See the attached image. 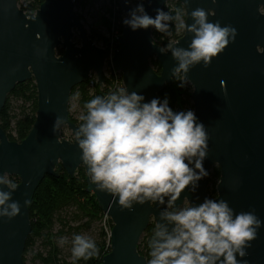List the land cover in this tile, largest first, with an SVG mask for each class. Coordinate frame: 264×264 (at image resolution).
<instances>
[{
	"label": "water",
	"instance_id": "obj_1",
	"mask_svg": "<svg viewBox=\"0 0 264 264\" xmlns=\"http://www.w3.org/2000/svg\"><path fill=\"white\" fill-rule=\"evenodd\" d=\"M169 2L184 7L189 26L194 23L191 12L203 8L210 12L209 22L219 21L222 26L237 29L235 42L210 66L204 67L203 62L194 66L187 73L191 82L185 85L193 88V110L209 135L204 167L209 175L214 166L220 168L214 199H224L237 214L254 208L264 217V0H148L145 9L155 17L156 9H164ZM119 5L124 16L132 7L126 0ZM153 30L132 31L123 25L122 36L101 49L89 37L74 0H44L35 13L23 11L18 0H0V118L17 85L34 80L38 91L36 122L25 140L11 141L0 127V175L6 172L8 178L19 179L12 200L21 206L17 217L0 218V264H25L24 253L32 232L29 207L39 185L47 176L59 178L63 171L73 178L80 168L87 176V193L95 196L112 224L111 251L103 264H148L138 247L163 208L148 202L136 204L131 211L121 210L118 198L114 203L111 195L94 190L76 143L79 125L71 120L70 104L73 90L92 75L100 87L104 86L108 62L121 74L130 93L142 94L146 101L160 98L168 86L175 84L171 76L178 62L171 52H160L162 47L154 42ZM75 36L81 46L74 42ZM193 36L185 31L177 47L187 49ZM59 49L63 55H58ZM152 60L159 63L160 74L153 69ZM176 87L184 93V87ZM57 117H62L64 124L54 133ZM65 129L72 133V142L62 138ZM208 177L199 182L195 194L186 189L178 206L185 195L194 203L213 198ZM4 190L9 191L6 186ZM237 258L264 264V224L246 256Z\"/></svg>",
	"mask_w": 264,
	"mask_h": 264
},
{
	"label": "clouds",
	"instance_id": "obj_2",
	"mask_svg": "<svg viewBox=\"0 0 264 264\" xmlns=\"http://www.w3.org/2000/svg\"><path fill=\"white\" fill-rule=\"evenodd\" d=\"M126 3L131 5L130 0ZM209 15L203 8L195 9L191 12L194 23L189 26L181 10L173 15L156 9L153 17L144 0H139L122 23L132 31L152 28L169 37L174 23L177 33L194 34L187 49L177 47L176 42L160 48L178 62L171 79L185 87V82H191L187 73L194 66L201 62L210 66L238 35L231 25L209 22ZM83 108L86 112L75 136L94 190L111 195L114 203L118 198L121 210L131 211L136 204L148 202L163 208L148 240V264H250L237 257L246 256L264 224V217L254 208L237 214L224 199L205 197L202 203H194L187 195L178 206L182 193L187 189L195 194L199 182L209 175L204 167L209 135L194 110L173 109L167 96L146 101L144 95L125 87L95 95ZM62 124L64 119L57 117L54 133ZM16 189L6 172L0 175V218L11 220L21 214L19 202L12 200ZM68 243L67 237L58 241L60 246ZM70 244L74 260L100 254L91 236L73 234Z\"/></svg>",
	"mask_w": 264,
	"mask_h": 264
},
{
	"label": "trees",
	"instance_id": "obj_3",
	"mask_svg": "<svg viewBox=\"0 0 264 264\" xmlns=\"http://www.w3.org/2000/svg\"><path fill=\"white\" fill-rule=\"evenodd\" d=\"M78 0H74L77 4ZM148 0H144V5ZM20 8L26 13H35L40 9L44 0H26V5L22 6L18 0ZM136 0H131L134 6ZM116 9V8H115ZM182 12L186 22V13L184 7L179 2H169L164 11H171L174 15L176 10ZM119 17L117 19V30L123 31L122 12L117 10ZM80 17V16H79ZM82 19V17H80ZM120 24V25H119ZM172 36L161 34L153 30L154 42L162 48H166L169 43L177 42L184 36V32L177 33L175 24L171 25ZM93 42L95 37L89 36ZM99 41L104 46L110 44L105 37H99ZM58 55H63V50H58ZM152 67L157 74H160L161 67L155 60L151 61ZM109 67V66H108ZM110 69V68H109ZM111 78L105 77V84L100 87L97 79L93 76L87 83L77 86L71 95L82 110V115L86 110L83 104L91 100L95 95H106L119 87L116 83L118 75L110 69ZM120 77V82H121ZM179 81H175L173 86H168L160 95L163 99L167 96L170 100V107L177 109L179 106L186 109H192L191 86L180 93L178 91ZM71 108V107H70ZM38 112V91L34 80L17 85L15 90L9 95L6 106L0 118V127L8 135L9 139L21 143L30 133L36 122ZM71 120L76 124L82 123L81 119H75L70 114ZM221 172L218 167L213 168L210 174L211 187L209 195L216 196V186L220 181ZM86 173L80 168L76 175L71 178L65 171L60 173L59 178L47 176L39 185L30 204V216L32 221V232L28 238L24 253V263L31 256L33 264H103V259L111 251L110 233L112 230L111 221L106 218L100 210L96 198L93 194L87 193ZM18 185L19 179L16 177L9 178ZM105 224V227L102 225ZM154 223H151L139 244V254L148 260L151 259L148 248V240L151 238ZM95 229V236L92 238L96 241L100 250L99 256L92 257L88 260H74L71 253L65 254L58 244L60 237H67L69 242L73 234H84L89 230Z\"/></svg>",
	"mask_w": 264,
	"mask_h": 264
},
{
	"label": "rangeland",
	"instance_id": "obj_4",
	"mask_svg": "<svg viewBox=\"0 0 264 264\" xmlns=\"http://www.w3.org/2000/svg\"><path fill=\"white\" fill-rule=\"evenodd\" d=\"M137 2H139V0H136V3ZM20 3L22 6H25L26 0H20ZM75 5L76 12L80 17H82L83 25L86 28L89 36L92 35L96 38L94 42L95 45L101 49H105L106 46H104L103 43L99 41V37H105L109 41H112L113 37L116 34V31H118L116 26L119 13L114 7L113 0H78L77 4ZM74 42L78 46H81V42L77 36H75ZM109 43L112 44V42ZM104 76L111 78L110 69L107 65L104 71ZM188 86L189 85H186L184 87V91L188 88ZM70 107V114L75 119L80 120V117L82 116V110L80 109L75 99H71ZM62 138L68 142H72L73 140L72 133L68 129H65L63 131ZM102 225L105 227V224ZM84 234L91 237L95 236V229L89 230ZM60 248L64 250L65 254L71 253L70 242L63 246H60ZM26 264H33L31 262V256L28 257V261L26 262Z\"/></svg>",
	"mask_w": 264,
	"mask_h": 264
},
{
	"label": "built area",
	"instance_id": "obj_5",
	"mask_svg": "<svg viewBox=\"0 0 264 264\" xmlns=\"http://www.w3.org/2000/svg\"><path fill=\"white\" fill-rule=\"evenodd\" d=\"M118 1H120V0H114V3H115V6L117 5V2ZM116 9L117 10H119V7H116ZM124 17L122 16V19H123ZM120 22H121V25H123V23H122V20H120ZM120 25V24H119ZM123 33V32H122ZM122 33H121V31H116V34H115V36L113 37V39H112V41H110V42H112V44H113V42H114V40L116 39V37H121L122 36ZM115 47L113 46V49H114ZM107 66H109V68L111 69V71L114 73V74H116V75H118V77H116L117 78V82L116 83H119V85L120 86H122V87H124V85H123V80L121 79V82H120V77L122 78V76H121V74H119V73H117V72H115L114 70H113V68H112V66H111V63L110 62H108V64H107ZM95 77L96 78V76L95 75H92V77ZM91 77V78H92ZM90 78V79H91ZM97 79V78H96ZM98 81V80H97Z\"/></svg>",
	"mask_w": 264,
	"mask_h": 264
},
{
	"label": "flooded vegetation",
	"instance_id": "obj_6",
	"mask_svg": "<svg viewBox=\"0 0 264 264\" xmlns=\"http://www.w3.org/2000/svg\"><path fill=\"white\" fill-rule=\"evenodd\" d=\"M121 1V0H120ZM120 1H118L117 2V5L115 6V3H114V0H113V4H114V7L116 8V7H119V10L122 12V10H121V8H120V5H119V3H120ZM130 2H131V0H130ZM76 6V5H75ZM131 6H132V4H131ZM133 7V6H132ZM263 14H264V11L262 12ZM122 16L123 17H125L124 16V14H123V12H122ZM81 19V18H80ZM82 20V19H81ZM123 32V31H122ZM115 49V48H114ZM261 52H262V50H260ZM186 86V85H185ZM190 86V85H189ZM192 87V86H191ZM193 89V88H192ZM183 92V89H182V91L180 92V93H182ZM215 167H217V166H214L213 168H215ZM213 168H212V170H213ZM219 168V167H218ZM220 169V168H219ZM211 170V171H212ZM210 174H211V172H210ZM209 178H210V175H209V177H208V180H209ZM210 187H211V183H210V180H209V189H210ZM217 187V186H216ZM216 197V196H215Z\"/></svg>",
	"mask_w": 264,
	"mask_h": 264
}]
</instances>
